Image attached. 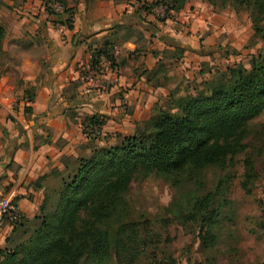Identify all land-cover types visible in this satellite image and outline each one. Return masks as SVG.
<instances>
[{"label": "rangeland", "instance_id": "374dc122", "mask_svg": "<svg viewBox=\"0 0 264 264\" xmlns=\"http://www.w3.org/2000/svg\"><path fill=\"white\" fill-rule=\"evenodd\" d=\"M24 1L0 0V24L6 30L0 76H8L19 87L24 86L18 71L21 61L29 55L40 56L42 50L40 37L28 31L26 19L22 21L24 14L20 7ZM50 1L54 0H41L46 6ZM114 1L123 3L127 10L141 13L154 26L153 37L159 47L153 53L166 60L169 71L163 81L165 93L150 108L139 110L141 119L135 122L134 131L142 129L158 107L170 109L173 98L195 93L206 81L220 77L227 67L241 64L249 69L252 56L264 48V38L255 34L249 10L244 7L224 4L221 0H185L179 11H173L166 0ZM46 12L59 14L49 8ZM36 18H30L29 24L36 22ZM172 42L178 46L164 47ZM163 59L156 63V68L165 66ZM24 97L27 98L26 94ZM122 111V115L132 114L134 108L125 106ZM109 129L103 131L106 134L102 138L100 129H88V153L114 142L113 131ZM99 139L105 143L100 145ZM244 142L246 148L236 155L200 170L164 176L137 167L122 205L117 206L107 226L113 233L119 223L133 221L149 233L150 240L135 264H264V109L249 123ZM72 159L68 161L71 169L76 164ZM66 174L67 171L59 176ZM216 187L221 191L217 199L228 203L223 202L224 211L216 229L219 241L214 247L206 248L197 236V224L176 216L173 211L185 216L189 193L203 196ZM57 191L51 192L45 212L53 208ZM92 206L90 202L88 208H80L78 227L86 216L90 226ZM95 227L103 225L97 222ZM81 264H116L114 250L111 248L108 258L101 263L88 258Z\"/></svg>", "mask_w": 264, "mask_h": 264}, {"label": "trees", "instance_id": "16d2710c", "mask_svg": "<svg viewBox=\"0 0 264 264\" xmlns=\"http://www.w3.org/2000/svg\"><path fill=\"white\" fill-rule=\"evenodd\" d=\"M56 1L64 10H71L64 0ZM166 2L169 9L179 11L185 0ZM221 2L247 8L255 34L264 38V0ZM45 8L48 9L46 4ZM69 22L67 18L65 23ZM5 35L0 24V66ZM101 54L111 60L110 52L99 51L92 64L99 62ZM24 93L28 101L33 99V87L25 88ZM263 109L264 48L252 56L249 69L241 64L227 67L220 77L206 81L195 93L173 98L170 109L158 107L142 129L122 137L115 145L95 148L88 156L76 158L74 168L66 167L67 174L61 177L51 210L44 211L49 195L40 215L25 220L19 212L17 220L8 221L13 229L6 246L0 249V264H81L88 258L101 263L111 248L116 264H135L150 240L149 233L133 221L119 223L113 233L107 229L117 206L122 205L132 173L141 166L164 176L177 175L223 163L226 157L246 148L249 123ZM25 111H30V107L26 106ZM102 123L99 115H93L84 132L94 127L99 130ZM220 193L219 187L203 196L191 192L185 216L173 211L197 224V236L206 248L219 241L216 229L223 205L228 203L217 199ZM90 202V226L86 216L78 227V211L88 208ZM97 222L103 227L96 228Z\"/></svg>", "mask_w": 264, "mask_h": 264}, {"label": "crops", "instance_id": "0c3cea01", "mask_svg": "<svg viewBox=\"0 0 264 264\" xmlns=\"http://www.w3.org/2000/svg\"><path fill=\"white\" fill-rule=\"evenodd\" d=\"M64 2L71 10L54 16L41 0L23 2L22 21L26 19L28 31L40 37L41 54L21 61L18 71L24 86L0 76V196L13 189L24 219L40 215L72 158L91 153L87 129L84 132L91 116L104 119L100 138L111 127L115 140L109 146L117 144L135 132L139 110L150 108L165 93L163 81L169 75L166 60L153 53L159 47L153 37L156 29L141 13L114 0ZM33 15L38 19L29 24ZM177 46L172 42L164 47ZM99 51L110 52L111 60L101 54L92 64ZM160 59L165 66L158 69ZM27 87L34 89L31 101L24 97ZM125 106L134 112L122 115ZM12 229L8 222L1 226L0 249Z\"/></svg>", "mask_w": 264, "mask_h": 264}, {"label": "built area", "instance_id": "2783aa9c", "mask_svg": "<svg viewBox=\"0 0 264 264\" xmlns=\"http://www.w3.org/2000/svg\"><path fill=\"white\" fill-rule=\"evenodd\" d=\"M47 7L57 13L64 12V6L59 1H50L47 2ZM90 91V87L88 90ZM15 192L13 189L7 190L4 194L0 196V228L4 224V222H13L19 217V208L14 203Z\"/></svg>", "mask_w": 264, "mask_h": 264}]
</instances>
